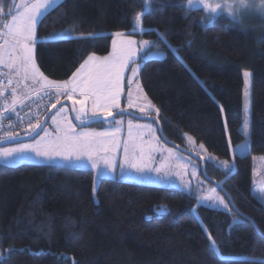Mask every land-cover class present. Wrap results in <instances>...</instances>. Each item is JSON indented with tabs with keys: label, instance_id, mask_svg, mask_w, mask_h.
Returning a JSON list of instances; mask_svg holds the SVG:
<instances>
[{
	"label": "trees",
	"instance_id": "16d2710c",
	"mask_svg": "<svg viewBox=\"0 0 264 264\" xmlns=\"http://www.w3.org/2000/svg\"><path fill=\"white\" fill-rule=\"evenodd\" d=\"M185 1L149 0L145 9L144 0H63L38 27L37 66L48 79L66 81L90 54H107L116 32L172 46L175 53L143 62L139 72L159 110L150 116L179 146L187 134L233 160L229 171L205 161V173L253 224L174 188L103 178L95 203L89 169L0 164V264H264V206L252 193V156L264 155V38L224 16L203 25L204 12ZM2 2L10 20L17 0ZM59 32L78 39L44 42ZM92 34L99 38L86 39ZM243 71L251 74V120L249 152L238 155L231 148L245 138ZM161 206L168 212L158 216Z\"/></svg>",
	"mask_w": 264,
	"mask_h": 264
},
{
	"label": "snow or ice",
	"instance_id": "6c2138e0",
	"mask_svg": "<svg viewBox=\"0 0 264 264\" xmlns=\"http://www.w3.org/2000/svg\"><path fill=\"white\" fill-rule=\"evenodd\" d=\"M63 3V0H29L22 5H16L18 9L15 14L11 12V19L8 20L2 16L3 2L0 0V19H4L3 29L0 30V66L9 70L7 75L8 84L12 85L13 79H16V86L11 88L10 97H5V90L0 89V98H4V110L0 111V144L12 141L15 146L0 147V164L5 166H15L23 160H32L43 166L48 167H67L72 170H88L95 172L94 181L103 179L107 174L115 175L117 167L120 174L124 175L129 169L133 170L142 179H151L152 171L160 173L166 167V161H162L159 167L153 168L149 163L153 159L152 153L157 149L152 141L156 139L155 129L151 124L140 125L128 122V138L122 140L120 133L122 131L123 121L115 119L113 112L119 109L118 115H123L126 109L121 108V94L123 91L122 82L125 79V69L131 64H135V57L139 51H142L149 45V41H137L131 38H124L125 33L116 32L114 37L121 38L112 40V51L103 58L95 55H89L80 67L72 74L71 78L63 82H57L48 79L37 66L34 58V50L41 43L38 38L37 30L42 21L50 14L55 7ZM194 4L202 6L209 15V22L215 19L221 13L230 23L240 24L248 18L246 13H250L256 8L257 15L264 19V0H239L234 4L231 0H188L189 7ZM144 7H149V0H144ZM22 9V10H19ZM142 21V13L138 12L134 17V28H139ZM99 38L98 34H92L86 39L95 40ZM78 39L72 37L70 33H53L46 38L44 42H59L64 40ZM137 69L132 68L133 77ZM14 74V75H13ZM245 83V97L249 96L248 85L250 73L243 72ZM30 81L32 90L35 91L40 99H48L52 108L60 103L61 96L67 97L73 107L71 112L75 113V122L69 119V111L61 107L51 117L54 132H50L44 125L47 121L33 123L29 120L25 127L23 122L19 127L21 131H15L16 123L12 122L5 127L2 123L4 119L11 120L5 113H17V105H23L27 92L20 90V84ZM2 83V82H0ZM133 80L128 79L131 85ZM27 87V86H26ZM137 95L133 98L131 90L128 92L127 108H138L142 113L151 115L155 110L147 97L142 95V89L137 85ZM55 97V103H52V97ZM75 97V98H73ZM147 101V103H138V101ZM10 101V102H9ZM223 111V109H221ZM246 115L248 104H245ZM112 117L113 119H109ZM103 122L110 125L104 131L90 129L93 123ZM249 122L247 118L244 121L245 135H248ZM89 128V130H84ZM39 130V131H38ZM43 133L41 135L40 133ZM151 134V141H144V135ZM25 137H31L34 142H23ZM36 137H39L36 139ZM191 140V137H188ZM123 146V157H117L116 153ZM247 145H245L246 147ZM203 145H201V148ZM163 151H168L164 149ZM169 152V157H171ZM225 169H229L226 161L222 162ZM187 187V185H185ZM95 190V189H94ZM215 192V189L212 190ZM204 200H213V204H219L224 209L229 208L225 199L219 196H203ZM157 215H163L168 212L164 206L155 210ZM193 211H196L193 209ZM243 221H234L242 223ZM208 239L211 241L212 237ZM212 247H216L213 241ZM9 251H12L9 249ZM22 251V250H21Z\"/></svg>",
	"mask_w": 264,
	"mask_h": 264
},
{
	"label": "rangeland",
	"instance_id": "374dc122",
	"mask_svg": "<svg viewBox=\"0 0 264 264\" xmlns=\"http://www.w3.org/2000/svg\"><path fill=\"white\" fill-rule=\"evenodd\" d=\"M23 1H25V0H23ZM210 2H217V0H210ZM221 2H222V0H221ZM231 2H233L234 4H238L239 0H231ZM258 3H259V0H257V4ZM185 6L187 8H190V9H200L204 12L205 18L202 20L203 25H210L213 22V20L211 22H209V20L207 19L209 14L205 10L202 9V6L194 4L193 6L189 7L188 0L185 1ZM246 15L248 16V18L245 19L242 23H240L241 27L244 29L245 28H253L256 30V33L259 37L264 38V19H261L260 15H257L256 8H253V10L250 13H246ZM261 15H264V14H261ZM218 16H224V14L221 13L220 15H217L215 18H217ZM1 30H5V29H1ZM138 30L139 29L136 28V31H138ZM114 34H113L112 40H113V38H116L118 40L121 39V38L114 37ZM124 38L134 39L137 41L138 45H139V42L142 40H147L150 42L148 46H146L142 51H139L137 53V56L135 57L136 63L131 64L129 67H127L125 69V79L122 82L123 91L121 94V108L126 109V111H128V112H132V113L144 116V113H142L136 107L127 108L128 92H129V90H131L133 93V98L135 99L136 95L138 94L137 93V85H139V88L142 89V95L146 96V94L144 93V90L142 88V85L139 81V72H140V69H141L143 62H145L147 60H151V59H162L165 57L167 50H171L172 52L175 53V49L168 44H165L162 46L160 45V47L157 44L155 47H153L154 43L152 40L138 38V37L133 36V35L125 34ZM112 40L110 43L109 52L107 54H105V55L90 54V55H95L98 58H103L104 56H107L112 51ZM0 43H3V40H0ZM34 58H35V50H34ZM132 68L137 69V73L134 77L132 75ZM7 70H8L7 68L0 66V77ZM243 72H242V76H243ZM129 78H131L133 80V83L131 85L128 84ZM15 81H16V79H15ZM19 87H20V90L22 92L26 91L27 93H30L32 91L31 89H30V91L27 90L29 87H32L30 81L22 82ZM248 91H249V96L245 97V95H244L245 83H244V77H243L242 132H243L245 138L241 144L231 148L232 154L243 155V154H246L249 152V127H250V120H251V74L249 77ZM73 98H75V97H73ZM54 100H55V97H54ZM62 100H68V99H67V97H62V98H60V101H62ZM68 101H70V100H68ZM147 101H149L148 98H147ZM147 101L141 100V101H138V103L144 104V103H147ZM246 103L248 104L247 115H246V111H245V104ZM151 105L153 106L152 103H151ZM61 107H64L65 109H67L69 111V119L72 120L70 109L67 106H61ZM60 108H58L54 112V114L57 111H59ZM154 109H155V107H154ZM116 111H120V110L119 109L114 110V112H116ZM153 112L157 114V112L155 110H153ZM246 118L249 122L248 135L247 136L245 135V131H244V121ZM115 119H120L123 121L122 131L119 134L120 138L122 140H125L128 138V127L127 126H128L129 120H131L133 124H140V125L151 124L153 129L156 130L155 131L156 139L154 141H152V144L154 147H156L157 150L152 153L153 159L151 161H149V163L152 164L153 168H155V167H159L162 161H166V167L160 173H156L155 171H152V173H151L152 178L151 179H142L138 174H136L131 169H129L126 174L121 175L119 167L116 168L115 175H112L111 173H109V174H107V176L105 178H111V179H116V180L123 181V182H132V183L143 184V185H152V186H159V187L174 188V189H177V190H179V191H181V192H183L189 196L194 197L197 200L198 205H203L204 207L216 209V210H221L224 212L230 211V206L228 209H224L219 204L214 205L213 200L202 199V197L205 195L210 196V197L219 196L220 198H223V199H225V198L221 194V192L216 189V187H213L210 184V182L207 181L203 177L202 171H201V164L198 160H196V159H194V158H192V157H190L184 153H181L180 151H178L174 147H171L170 145H167L166 143H164V141H162V139L160 138V136L158 134L157 127H156L155 123H153L151 121H147V120L146 121L135 120V119H132L128 116H118V117H115ZM109 127H110V125H108L106 123L100 127H90L89 126L90 129H95L96 131H104ZM46 128H48V130L50 132H54L55 129H54V126H52L51 118L49 119L48 124L46 125ZM89 128H85L84 130H89ZM41 135H43V133H41ZM188 137H191V136L185 134L184 135V142H183V144L187 150H190L191 152L199 155L205 161L217 166L218 168H220L224 171H229V170L234 169L233 160L229 161V160H225V159H219L218 157H216L215 155L210 153L204 146L201 148V145H202L201 143L195 142V140L192 137H191V140H189ZM38 138L39 137H37L36 139H38ZM143 139H144V141H151L152 136H151V134L146 133L144 135ZM32 142H34V141L32 140V141H29L26 143H32ZM245 145H247V146L245 147ZM12 146H15V144L9 145L6 147H12ZM164 149H167L168 151H163ZM169 152H171V154H172L171 157H169ZM116 155H117L118 159L123 157V146L122 145H121L120 150L117 151ZM224 161H226L228 163L229 169H225L223 167L222 162H224ZM24 163L38 164V163L33 162L32 160H23V161L19 162L17 165L24 164ZM1 165H3V164H1ZM69 167H71V166H69ZM89 170H91V169L89 168ZM94 177H95V172L92 171L91 194H92L93 201L95 203H97L98 200H97L96 192H97V188H98V185H99V182L101 179L94 181ZM185 185H187V187H185ZM213 189H215V192L212 191ZM252 193L254 194L256 199L264 206V155H253L252 156ZM225 202L228 203L226 201V199H225ZM2 257H3V255H1V253H0V258H2Z\"/></svg>",
	"mask_w": 264,
	"mask_h": 264
},
{
	"label": "water",
	"instance_id": "95a60500",
	"mask_svg": "<svg viewBox=\"0 0 264 264\" xmlns=\"http://www.w3.org/2000/svg\"><path fill=\"white\" fill-rule=\"evenodd\" d=\"M61 106H67L69 109H70V112H71V109L73 107L72 103L68 100H62L60 101L59 104L56 105L55 108H51L46 114L45 116L43 117L42 121H47V123L44 125L46 127V125L48 124V121L49 119L51 118V116L54 114V112L60 108ZM119 111H116L113 113V117H118V116H128L132 119H135V120H139V121H151L153 123H155L156 127H157V131H158V134L160 136V138L162 139V141H164V143H166L167 145H170L171 147H174L175 149H177L178 151H180L181 153H184L196 160H198L201 164V171H202V175L203 177L209 181L210 183H212L214 186H216L223 194L224 196L226 197L230 207L234 210L235 213H237L238 215H240L241 217H243L244 219L250 221L252 223V221L242 215L234 206L231 198L229 197V195L223 190L222 186L217 182L215 181L214 179H212L211 177H209L206 173H205V160L200 157L199 155L191 152L190 150H187L186 148L182 147V146H179L178 144L170 141L169 139H167L164 135H163V132H162V128H161V125H160V122L159 120L154 117V116H150V115H144V116H141V115H138V114H135V113H132V112H128L126 111L125 114L123 115H118ZM71 117H72V120L75 122V113L71 112ZM110 120L113 119L112 117L109 118ZM99 123H103V122H99ZM93 124H97V123H93ZM91 124V125H93ZM90 125V126H91ZM39 131V130H38ZM42 133V132H41ZM40 133V134H41ZM37 138V137H36ZM33 139L31 137H25L24 138V141L23 142H29V141H32ZM15 144V142H12V141H9V142H6L4 144H0V147H6V146H9V145H13ZM253 224V223H252Z\"/></svg>",
	"mask_w": 264,
	"mask_h": 264
},
{
	"label": "built area",
	"instance_id": "2783aa9c",
	"mask_svg": "<svg viewBox=\"0 0 264 264\" xmlns=\"http://www.w3.org/2000/svg\"><path fill=\"white\" fill-rule=\"evenodd\" d=\"M0 89L5 90V97H10L11 88L15 87L14 83L12 85L8 84V77L2 74L0 77ZM52 103H55L54 96L52 97ZM51 104L48 99H40V96L36 93L31 95H26L23 105H17V113H5L6 116H10L11 120L4 119L2 123L7 127L9 123H16L15 131H21L19 127L20 123L23 122L26 127L29 120L33 123L37 122V119L42 121L45 114L51 109ZM4 110V98H0V111Z\"/></svg>",
	"mask_w": 264,
	"mask_h": 264
},
{
	"label": "crops",
	"instance_id": "0c3cea01",
	"mask_svg": "<svg viewBox=\"0 0 264 264\" xmlns=\"http://www.w3.org/2000/svg\"><path fill=\"white\" fill-rule=\"evenodd\" d=\"M27 2H29V0H25V1H23V0H17V3H16V5H22V4H24V3H27ZM18 9L16 8V11H17ZM19 10H22V9H19ZM11 19V18H10ZM5 31H6V29H5ZM9 71L7 70V71H5L3 74H6V73H8ZM7 76V75H6ZM8 77V76H7ZM9 78V77H8ZM13 83H14V85L16 86V81H15V79H13ZM30 89L32 90V87H29L27 90H29L30 91ZM35 93V91H31L30 93H27V95H31V94H34ZM62 97H64V96H61V98ZM116 110V109H115ZM152 114L154 113L153 111L151 112ZM154 114H156V113H154ZM144 115H147V114H145L144 113Z\"/></svg>",
	"mask_w": 264,
	"mask_h": 264
}]
</instances>
